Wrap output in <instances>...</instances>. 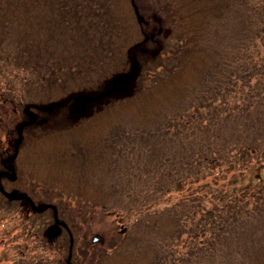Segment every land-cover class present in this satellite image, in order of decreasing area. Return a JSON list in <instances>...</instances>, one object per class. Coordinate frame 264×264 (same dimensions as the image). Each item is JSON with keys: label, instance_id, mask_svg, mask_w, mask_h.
Returning <instances> with one entry per match:
<instances>
[{"label": "trees", "instance_id": "trees-1", "mask_svg": "<svg viewBox=\"0 0 264 264\" xmlns=\"http://www.w3.org/2000/svg\"><path fill=\"white\" fill-rule=\"evenodd\" d=\"M132 2L146 21L141 0H0V74H8L10 85L18 83L17 78L23 83V92L13 87L9 99L1 98L13 108L11 121L3 122L4 114L0 115V130L11 136L14 124L23 129L9 160L4 162L0 151V182L7 180L20 189L8 178L18 173L15 162L11 165L20 154L18 148L29 130L48 131L37 135V142L32 143V136L26 141L33 177L27 188L18 190L21 199H7L0 183V208L27 203L36 216L31 224L36 225L48 208L34 203V198L40 202L46 190L95 206L110 199L94 182L104 174L97 168L104 148H96L91 127L81 120L71 123L67 115L73 97L88 94L103 99L100 107L107 125L118 115V126L129 119L141 129L153 127L156 134V162L137 161L135 167L162 173L144 180L141 191L125 193L118 207L124 220L133 212L143 215L133 226L140 223L145 229L150 214L162 204L193 205L200 210L198 249L207 252L208 245H216L221 253L225 249L238 258L233 264H264V0H243L246 10L233 23L237 29L229 36L228 53L207 46L206 32L214 23L223 27L227 16L237 12V0H166L162 11L171 31L166 48L156 57L147 55V65L139 58L147 54L146 25ZM159 53L165 54L163 59ZM134 65L139 68L129 89L115 93L113 81L130 74ZM52 110L57 118L37 123ZM103 114L97 116L101 122ZM171 140L177 147L173 157L159 158V145ZM180 158L181 165H174ZM179 192L180 199L172 202ZM58 208L59 204L51 209L52 222L60 228L56 240L62 235L66 241L67 257L57 264H95L96 254L77 245L72 230L60 222ZM174 219L163 226L159 217L163 236L180 233ZM183 232L192 238L190 230ZM140 258L134 264H146L147 259ZM131 261L127 258L122 264Z\"/></svg>", "mask_w": 264, "mask_h": 264}, {"label": "rangeland", "instance_id": "rangeland-1", "mask_svg": "<svg viewBox=\"0 0 264 264\" xmlns=\"http://www.w3.org/2000/svg\"><path fill=\"white\" fill-rule=\"evenodd\" d=\"M237 2V12L227 16V21L223 25L224 28L220 26L219 22L211 24L206 32V35H208L207 46L211 45L214 49L216 46L221 47L222 51H227V53L231 50L232 46L229 42V36L231 37L235 33L234 30L237 29V26L234 25L236 24V18L239 15L244 16V11L246 10L245 5H242L243 0H237ZM165 3L166 0H141V10L148 14L147 24L144 28L145 33L149 36L151 33L154 34L161 30L158 38L146 39L145 52L147 54L139 56L142 59L141 63L144 65L148 64L147 55H152L154 52L156 57L159 51H163L166 48L167 34L170 33L171 27L163 15L162 6ZM164 56L165 54H158L160 59H163ZM136 66L138 71L139 67L138 65ZM5 70L9 73L8 68H5ZM3 74H0V115L4 114L1 117L3 122H5V120L11 121L13 105L9 106L8 102L4 103L1 98L6 97L9 99L13 87L23 92V83H20L21 79L17 78L18 83L10 85V80L12 79L7 73ZM204 84L203 81L198 84V89L203 90V88L199 87ZM203 94L205 93L203 92ZM72 104L73 101L70 103L71 109L67 111L70 122L74 123L81 120L83 124H86L85 127H88V129L91 127L96 137V148L98 150L102 147L104 148V151H102V164L97 167L104 174L102 176L99 175L94 182L100 187L101 192L108 194L110 199L104 205L95 206L84 200L68 198L65 195L59 196L56 191L46 190L47 193H40V202H38V198H34V203L46 204L48 208L43 213V216L37 217V224L40 221V223L42 222L41 226L31 224V220L35 219L36 216L33 215L32 210H29L27 203L19 202L0 208V264H57L60 259L62 261L65 260L67 252L63 245L66 244V241L64 243L62 235L58 236V241L56 240L60 228L52 222L51 209L58 204L60 222L72 230L80 248H85L87 251L90 249L91 252L96 254L95 264H122V262L127 263L124 262L127 258H131V262L134 264V262H137L135 260L141 259V256H143V261L145 258L147 259L146 264H217L219 260L223 264L235 263L234 259H238L236 256H232L226 250L228 254L225 249L221 253L216 245H208L207 252L198 249L201 246L198 242L202 239L200 227L197 226L199 224L200 210L193 205L183 206L180 202L174 203L175 205H172L171 202L162 204L156 211L153 210V214H150L151 221L148 222L149 227L145 229L140 223L133 226L136 219L142 218L143 215L139 216L132 211L133 214L124 220V217L121 216L122 213H118V207L124 200L125 193L127 194L128 191L133 189V192L141 191L142 186L146 185V183L143 184L144 180L153 174L162 173L159 169L148 172V169H141L140 171L135 167L137 161L151 164L156 162H154L156 154L153 146L157 138L154 128L151 127L149 130L141 129L135 123L130 122L129 119H125L127 116L122 117L125 120L120 123L122 125L118 126V115L117 120L115 118L110 120V122L116 121L115 123L107 125L105 122L107 120L105 111L101 108L103 99L85 103L79 111H73ZM98 112L104 113L101 115L102 122L100 118H97ZM29 115L32 117L31 120H34V114L31 113ZM54 117L57 118V112L49 111L45 115L39 116L37 123H47ZM108 119L113 118L110 117ZM18 127L14 124V131L11 136L0 130V151H3L4 162L9 160V155L15 151L14 145L20 139L19 134L22 133L23 128L20 133H17ZM35 130L37 128L26 133L27 139L18 148L20 154L11 163L13 165L15 162V166L18 169V173L15 172V181L19 185L20 189L18 190L20 191L21 188L29 186V179L34 174L32 166L28 162V159H31V153L28 151L27 147L29 144L26 141L30 136H32L30 137L32 143L39 140L37 135L40 133L35 132ZM173 131L171 129L169 134L172 137ZM46 132H42L40 136H43ZM87 132L89 133V131ZM161 134L165 136L164 132ZM106 135L108 136L104 139ZM98 136H103V139H97ZM181 136L182 134H180L181 141L179 143H182L183 138ZM54 140L52 139L50 142L53 143ZM173 143L176 142L171 140V142L159 145V150H161L159 158L170 159L173 157L172 152L175 147L172 145ZM46 145H49V141ZM178 147H180L179 144ZM15 155H17L16 152ZM183 160L182 158L177 159L173 164L181 165L180 163ZM43 181L51 187L53 186L49 179L44 177ZM0 183H3L2 185L6 192L19 194L18 190L7 180ZM164 184L166 183H162V185ZM151 190L153 189L151 188ZM175 196L172 202L180 199V192L175 194ZM196 197L198 198V196ZM251 201H247L249 210L252 207ZM159 217L162 220L160 222H163V226L170 219L175 218L174 224L180 233L163 236V231L160 232L158 229ZM56 219L58 222V218ZM185 230H190L193 233V236L190 234L192 238L186 236V233L183 232ZM59 237L62 242L59 241ZM94 237L96 238L95 240H93ZM206 237L209 238V236ZM121 242H123V245L119 247ZM117 249L118 252L116 253Z\"/></svg>", "mask_w": 264, "mask_h": 264}, {"label": "water", "instance_id": "water-1", "mask_svg": "<svg viewBox=\"0 0 264 264\" xmlns=\"http://www.w3.org/2000/svg\"><path fill=\"white\" fill-rule=\"evenodd\" d=\"M135 11L137 13L136 9H135ZM141 20H142V18H141ZM157 33L158 34L161 33V30H158ZM149 37L153 38V34H151ZM149 37L146 36L145 39H148ZM152 54L154 55L155 53L153 52ZM136 72H137V66H134L130 75H124V76L118 77L112 84V90H114V92H116L117 94H120V95L123 94L126 91L128 83L130 82L132 76H134L136 74ZM94 99H96V97L95 98L90 97L86 94L76 95L73 98L72 110L73 111H79L85 103L93 101ZM21 129H22V126H19L17 129V132L20 133ZM10 179L11 180L15 179L14 173L11 174ZM5 196H6V198H8L10 200L21 198V195L15 194V193H6ZM95 239L96 238L94 237L93 240H95Z\"/></svg>", "mask_w": 264, "mask_h": 264}]
</instances>
